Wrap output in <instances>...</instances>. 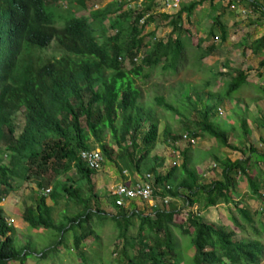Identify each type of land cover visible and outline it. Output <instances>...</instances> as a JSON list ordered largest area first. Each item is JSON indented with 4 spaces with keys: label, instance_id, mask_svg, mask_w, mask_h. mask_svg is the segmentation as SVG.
Here are the masks:
<instances>
[{
    "label": "trees",
    "instance_id": "obj_1",
    "mask_svg": "<svg viewBox=\"0 0 264 264\" xmlns=\"http://www.w3.org/2000/svg\"><path fill=\"white\" fill-rule=\"evenodd\" d=\"M60 1L0 0V201L23 183L34 182L42 194L22 219L31 229L54 233L49 247L41 252L28 245L17 246L15 230L0 206V264H26L28 258L44 260L50 251L61 249L73 255L77 251L82 264H93L91 261L98 258H88L84 243L91 239L93 245H98L100 233L95 228L102 230L108 223L117 227L116 241L108 254L117 256L120 264H260L264 260V153L253 146L240 149L231 145L228 129L213 120L216 100L238 99L236 94L246 85V72L236 70L222 92L213 91L208 81L203 88L206 92L191 90L192 98L183 94L184 87L179 84L173 101L162 95L145 101L135 83L140 80L147 84L149 78L160 74L175 76L186 64L198 65L215 50V46H208L198 56V40L188 36L190 31L183 27V15L188 21L203 1L181 5L175 14L155 15V0L125 13L121 10L127 3L122 0L102 8L103 0H75L81 7L91 3L93 10L87 17L76 16L71 9L61 16L56 10ZM237 3L264 16V11L258 10L259 0H230L219 6L220 14L207 39L219 34L220 38L216 37L225 42L227 28L223 19L229 7L236 9ZM156 16L171 29L165 39H157L154 33L144 34ZM106 17L109 28L115 31L113 36L88 21ZM191 41H196V49L191 47ZM254 45L264 48V36ZM50 49L55 53L48 56L45 52ZM188 50L194 54H188ZM259 68L264 70V57ZM205 97L211 104L204 102ZM157 109L185 120L187 111L196 114L198 121H186L184 132L178 134L161 121ZM19 115L23 118L21 131L15 124ZM258 123L264 129V119ZM240 124L248 136L246 120L242 118ZM185 133L192 139L199 135L214 139L218 147L236 150L243 157L226 158L221 164L220 179L207 182L189 155L194 144L183 140ZM160 135L171 145L178 141L187 144L180 152L174 151L182 156L181 164L166 166L165 158L151 155ZM92 143L103 161L120 175L124 170L141 173L149 164L154 180L153 200L183 198L190 206L198 205V211L218 204L231 205V226L209 224L194 212L177 220L180 212L173 203L168 208L153 205L145 212L136 209L145 205L142 200L116 206L110 195L114 215L93 209L91 199L97 197L92 183L95 171L80 157L82 151L93 149ZM3 157L8 158L7 164ZM212 159L220 163L213 154ZM71 171L79 183L69 176ZM240 179L258 205L252 212L242 206V199L234 201ZM83 184L85 198L81 195ZM46 185L51 186L48 197L43 192ZM60 199L82 210L56 222L53 210ZM133 228L135 233L131 235ZM184 235L191 240L183 257L179 251L180 237ZM191 248L193 254L189 256ZM100 261L107 264L108 259Z\"/></svg>",
    "mask_w": 264,
    "mask_h": 264
},
{
    "label": "rangeland",
    "instance_id": "obj_2",
    "mask_svg": "<svg viewBox=\"0 0 264 264\" xmlns=\"http://www.w3.org/2000/svg\"><path fill=\"white\" fill-rule=\"evenodd\" d=\"M63 1H66V2L62 4ZM114 1L115 0H103V3L101 4L100 8L108 6ZM122 1L127 3L122 8L121 10L122 13H125L128 10L140 9L142 7L141 5L143 4L140 0H122ZM166 1L168 0L156 1V4L158 6L154 9L155 15H158L161 12H167L168 14H175L177 12V10L176 11L166 10L165 5H164ZM229 2L230 0H224L223 3L227 5ZM261 3H264V0H259L260 6H261ZM180 6H179V9H180ZM68 9H71L72 11H74L76 13V16H86L87 17L89 14V10H93V6L91 5V3L87 2L85 7L84 6L81 7L75 0H72L71 2L69 0H61V2H59V4L56 6L57 12L60 13L61 16L63 17H65ZM96 9L97 8H94V10ZM233 11H235L236 14L231 15L232 20L239 19V21L243 23L245 21L247 22L248 18H253L256 16L257 19L260 17L261 18L260 20L264 22V16H262L261 13L256 12L253 15L252 14L253 11H251L250 8L248 7L246 8L244 5L240 3L236 9H232L231 7H229L228 12L233 13ZM118 14L119 13H116L115 15L117 16ZM88 21H89V24L94 26L96 29H99L98 27L105 28L107 34L110 36H113L115 34V31L109 28V20L107 17L99 18L95 22H93L91 19H88ZM195 22H196L195 16L191 17L189 21H186V19H184V24L185 26L188 27V30L190 31L189 33L190 35H193V37H195V33H196V27H195L196 23ZM161 24L162 23L159 22V18L157 17L155 21H153L151 24H149L145 28L144 34L150 35L151 33H154V36L157 39L159 38L165 39L170 33L171 29L169 27H166L164 23L162 25ZM260 32H262V30ZM203 34L206 35V32ZM242 34L244 33L242 32ZM238 36H239V33L236 35L235 39H237ZM45 53L46 55L51 56L53 55V53H55V51L53 49H50L46 51ZM188 54L192 55L194 53L188 50ZM214 60H216L215 57L211 59L207 58L204 64L211 66ZM245 62L248 65L249 64L252 65L253 68H255L257 65L256 64L257 61L255 58L253 60H248V61L246 60ZM198 65L188 63L186 64L184 69H181V71H179L177 75L175 76H165L164 77V75L160 74L158 76H152L151 78H149L147 80L148 82L147 84L144 82L143 83L140 82V80H136L135 83L140 89V92H142V98L145 101H150L151 98L155 95H162L168 101H173L172 97L174 95V92L178 91L176 88H178L177 86L179 84L183 85L184 87L183 94L192 98L191 90L192 91L198 90V92L207 91L206 89H203L204 87H201V84H200V81L207 78V75H205L204 73V67L202 66L199 67ZM241 66H243V64H241ZM221 88H222L221 83H218L216 87L213 88V91H221ZM204 102L211 104L212 101L208 100V98L205 97ZM157 111H158V115H160L159 117L161 118V121L165 124H169L171 129L178 134H181L182 132H184L183 129H184L186 121H188L189 123L198 121V116L196 114H188L187 111H185V116H187L188 120H185L184 118L178 119V117H175V116L172 117L169 115L168 112L160 111L159 109H157ZM246 115H248L247 119L250 117L249 123L252 129L253 130L256 129V134L250 138L243 134L241 124H240V120L242 118H245ZM250 115H251V112L246 111V109L242 111L239 107L231 108L230 104L227 101L222 102V101L216 100V109L214 110L213 120L219 125H222L226 129H228L229 142L231 143V145H234L240 149H244V148L247 149L248 147L253 146L256 149H258L260 152L264 153V139H262L263 140L262 142L258 140L259 134L261 132H264L263 129L257 128L258 122L260 119L254 123ZM15 124H16L17 131H21L23 127V118L20 115L17 117ZM163 138L164 137L160 135L159 141L155 144L151 155L158 156L160 158H165L166 166H171L174 164H181L182 156L179 155L178 153L177 154L174 153V151L180 152L181 150L188 147L187 144L178 141L171 145L167 143V141H164ZM107 141H109V137H107ZM91 146L93 148L92 150H99L95 144L92 143ZM173 146L177 148L178 150L177 149L172 150V148H174ZM190 150H191L189 152L190 157L193 159V161L197 162V168L199 169L203 178H205L207 182L218 180L221 177V167H222L221 164L222 162L226 160V158L232 160V159H235L237 156L243 157L236 150H230L227 148L218 147L214 139L208 138L203 135L197 136L196 141L194 145L190 147ZM212 154L217 156V158L220 159V163L212 159ZM3 162L7 164L8 158L3 157ZM163 167H165V165H163ZM149 169H150L149 164H146L145 166H143L141 173H135V172L130 173L127 170H124L122 172V175H120L116 172L114 166L108 163H105L103 161V163L101 164V168L98 171H95V174H100V175L97 178L93 176V182H94L93 184L95 188L94 191H95L96 196L98 197L91 199L90 206L93 209H100V210H103L104 206H107V205L109 206L110 205L109 203L110 191H106V189L118 183L120 184L121 179L123 178L131 179V178L139 177L138 178L140 181L139 183L141 184H144L146 182L148 183L149 181L154 182V180H152L153 174L152 172L149 171ZM148 175L150 176V179H147ZM69 176L73 178L75 183H79V180L77 179V176L75 175L74 171H71L69 173ZM60 180H65V179L62 178ZM82 186H83L82 187L83 189H82L81 195L87 196L86 187L84 186V184ZM47 189L51 190V186L46 185V189L43 191L44 194H46L48 197L50 193L49 194L46 193ZM238 192L242 194L244 191L239 189ZM240 193L239 195H241ZM40 194H42V192L41 193L39 192V189L37 188L34 182H26V183H23L19 189L10 191L9 194L4 197V200L0 201V206H2L4 210L7 222H9L12 228L15 230V233L17 235L16 245L17 246H21L23 244L28 245L30 249L41 252L43 249L49 247L48 245L51 243V240L54 238V233L50 230L31 229L30 227H27L28 226L27 223H25L22 217L20 216V215L26 214V209L34 206ZM48 203L51 204V202H48ZM170 203H173L176 209H178L180 212L179 216L177 217V220H184L187 214L194 212V213L199 214V217H201L205 222L209 224L219 225L221 222L219 219H216V217L218 216V218L221 219V217H225L224 214L226 215L228 214L226 211H222L223 210L221 209L223 208L222 204L219 205V208L221 210H219L217 207L209 211H203V210L198 211V207H199L198 205L190 206L184 202L183 198L172 200L169 197H168L167 204H165L161 198H157L154 200L151 199L149 201H146L144 206L139 205L138 208L136 209L138 211L145 212L147 209H149L153 205H156L157 207H163V208L167 207L168 208ZM243 206L247 207L251 212L254 210V208L258 207L256 203L254 202L248 203V201H244ZM80 209L82 210L80 206H75L72 202H69L66 199H60L59 204L55 206V209L53 210V218L56 222L61 217L62 219L60 220L65 221L64 219L66 218V216ZM230 211H233V209H231ZM9 217L12 218V221L8 219ZM137 222L138 221L135 219L134 221L135 227L137 226ZM224 223H227V225L229 226L231 225L228 218L226 219ZM227 225L225 224V226ZM262 228H263V225H262ZM95 229H96L95 230L96 232L100 233V239L98 241L100 243L95 246L93 245L91 239L87 240L84 243L85 252H87L89 256L87 257L89 259L90 257L98 258V260L91 261L93 264H101L102 261L100 260L105 261L106 259H108V261H110L111 259L113 260V258L115 262L109 263L107 261L106 263L107 264H116V263L120 264L118 262L117 256L113 255L112 257L111 255L108 254L109 249H111L112 245H114L113 243L116 241L114 233H115V230H117V227L111 223H108L107 226L103 228L102 230L101 228H95ZM134 233H135V229L133 228L131 229V235H134ZM70 235H71V232H70ZM180 239L182 243V250H180L179 252L184 257L186 253V249H188L190 246L191 237L188 235H184V236H181ZM192 249L193 248H191L187 253L189 256L193 254ZM63 252H64V249H61L57 252L50 251V253L47 255V258L44 260L28 258L26 260V264H82V261H80V258L77 255L78 254L77 251H73L75 252L74 255L76 256H74L72 253H69V250H66V253H63ZM83 263H86V260ZM260 264H264V260Z\"/></svg>",
    "mask_w": 264,
    "mask_h": 264
},
{
    "label": "crops",
    "instance_id": "obj_3",
    "mask_svg": "<svg viewBox=\"0 0 264 264\" xmlns=\"http://www.w3.org/2000/svg\"><path fill=\"white\" fill-rule=\"evenodd\" d=\"M142 3H147L149 0H140ZM152 1V0H151ZM158 1V0H155ZM195 1H201V0H182L181 5H187L191 2ZM203 2L199 4L195 10L192 12L191 17L195 16L196 17V33H195V39L198 40V49L196 46V41H191V47H195V49L198 51V56L205 52L206 48L208 46H215V50L210 53L206 58L202 59L201 62H198V66L204 67V73L207 75V78L204 80L200 81L201 87H205L206 83L208 81H211V88H215L218 83H221V91L222 92L226 86V84L229 82V80L233 77H235V71L236 70H241L246 72L247 78H246V85H244L241 89L242 91L240 93H237V98H234L231 101H227L231 108L239 107L242 111L246 109V111L251 112V119L255 122H257L259 119H264V70H259V62L262 60L264 57V48L259 49L257 46L254 45V42L264 36V22L260 20L261 18L259 17H253V18H248L247 22H241L239 19H231L232 14H236L235 11L232 12H226L225 18L223 19V25L227 28V36L225 42L220 41V35L216 34V36L207 39L208 31L211 28V25L213 24V21L216 19L218 14H220L219 11V6H225L223 3L224 0H202ZM222 4V5H221ZM264 11V3H261V7H258V10ZM244 11V10H243ZM242 12V11H241ZM167 13V12H164ZM168 14V13H167ZM253 15L255 12L252 13ZM185 19V15H183V20ZM188 19V21H189ZM251 19V20H250ZM187 21V20H186ZM184 28H188L185 26L183 23ZM243 27V28H242ZM262 30V32H260ZM206 32V35L203 34ZM242 32L245 34H242ZM239 33V36L237 39H235L236 35ZM190 36V34L188 35ZM244 37V38H243ZM201 42V43H200ZM215 57L216 60L213 61V64L211 66L205 65V60L207 58L211 59ZM241 58V60H240ZM256 59V67L253 68L252 65H248L245 61L247 60H253ZM244 59V60H243ZM246 63V64H245ZM243 64V66H241ZM212 74V75H210ZM220 74H223L220 76ZM261 74V75H259ZM214 76V78H213ZM226 101V100H225ZM247 116L244 118L247 121L248 125V130L249 134L248 137H253L256 134V129L253 130L250 123L249 119H247ZM259 124V123H258ZM259 128V127H257ZM264 131V129H263ZM263 138L264 137V132H261L258 136V138ZM264 139V138H263ZM247 154V153H246ZM248 156V154H247ZM236 158H239L238 156ZM241 158V157H240ZM234 160V159H232ZM264 168V165H263ZM264 171V170H263ZM100 174H93L92 175V183L93 182V176L96 178ZM139 178V177H138ZM136 178H128V179H121L120 184L127 185V186H132L135 185L137 182L139 183V179ZM220 179V178H219ZM218 179V180H219ZM116 185H119L116 184ZM114 186H110L109 188L106 189V191H110ZM101 189V188H100ZM104 189V188H103ZM236 189L237 191L234 194V201H238L240 199L244 201L249 202H254L250 198V196L247 194V186L245 181L243 180H237L236 184ZM241 189L244 191L242 194L238 192V190ZM103 191V190H101ZM102 193V192H100ZM239 193L242 195H239ZM108 195V194H107ZM84 198L86 196H83ZM98 197V196H97ZM96 197V198H97ZM238 198V199H236ZM50 202V201H48ZM132 203V202H130ZM129 203V204H130ZM49 204V203H48ZM91 204V203H90ZM129 204L125 205L128 206ZM219 205H216V207H208L207 209H201L203 211H209L213 210L218 207L219 210L223 209L222 211H226L228 214H224L225 217L218 218L216 219L220 220V224L227 225V223H224L226 219L228 218L230 222V210L229 206H225L222 204L223 208H219ZM243 206V205H242ZM111 207V208H109ZM128 209V208H127ZM130 209V208H129ZM226 209V210H225ZM256 209V208H255ZM254 209V210H255ZM104 212L114 215L115 214V208L111 205L104 206L103 207ZM112 212V213H111ZM22 217V215H20ZM10 221H12V218H8ZM24 221V220H23ZM25 222V221H24ZM218 222V221H217ZM26 223V222H25ZM219 224V225H220ZM231 224V222H230ZM28 225V224H27ZM216 225V224H215ZM229 226V225H227ZM231 226V225H230ZM29 227V226H27Z\"/></svg>",
    "mask_w": 264,
    "mask_h": 264
},
{
    "label": "built area",
    "instance_id": "obj_4",
    "mask_svg": "<svg viewBox=\"0 0 264 264\" xmlns=\"http://www.w3.org/2000/svg\"><path fill=\"white\" fill-rule=\"evenodd\" d=\"M182 0H168L165 2V9L170 11H178ZM235 9L234 6H231ZM141 22V21H140ZM183 140H189L192 144L195 143L196 139H192L189 134L185 133L183 135ZM81 160L94 171H98L103 163V156L99 150H86L82 151L80 154ZM150 179V176H147ZM153 180V179H152ZM155 189L153 186V181L148 183H136L132 186H127L123 184L116 185L110 190V196L113 198L116 206L125 205L126 201L142 200L144 202L149 201L153 198V193ZM46 193H50V189L46 190ZM46 195V194H45ZM168 198L165 199L167 203Z\"/></svg>",
    "mask_w": 264,
    "mask_h": 264
},
{
    "label": "clouds",
    "instance_id": "obj_5",
    "mask_svg": "<svg viewBox=\"0 0 264 264\" xmlns=\"http://www.w3.org/2000/svg\"><path fill=\"white\" fill-rule=\"evenodd\" d=\"M61 2V1H60ZM65 1L62 2V4L64 3ZM61 6V5H60ZM61 27V26H60Z\"/></svg>",
    "mask_w": 264,
    "mask_h": 264
}]
</instances>
